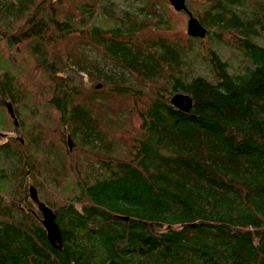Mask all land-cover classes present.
I'll return each mask as SVG.
<instances>
[{
	"label": "trees",
	"instance_id": "obj_1",
	"mask_svg": "<svg viewBox=\"0 0 264 264\" xmlns=\"http://www.w3.org/2000/svg\"><path fill=\"white\" fill-rule=\"evenodd\" d=\"M126 1L0 0V264H264V0Z\"/></svg>",
	"mask_w": 264,
	"mask_h": 264
},
{
	"label": "water",
	"instance_id": "obj_2",
	"mask_svg": "<svg viewBox=\"0 0 264 264\" xmlns=\"http://www.w3.org/2000/svg\"><path fill=\"white\" fill-rule=\"evenodd\" d=\"M186 0H169L170 4L175 10H184L189 14V20L187 23V31L190 36L204 38L206 36V29L199 23V21L188 11L186 7ZM171 103L178 109L184 112H190L193 107V99L189 95L176 94ZM12 116L14 113L10 110ZM17 124V121H15ZM69 146L71 143L69 142ZM30 197L35 203H37L39 211L42 215V223L47 231V238L50 244L58 249L62 248V234L58 224L56 223V216L53 210L47 206L44 202L40 201L38 193L35 187H30Z\"/></svg>",
	"mask_w": 264,
	"mask_h": 264
},
{
	"label": "bare ground",
	"instance_id": "obj_3",
	"mask_svg": "<svg viewBox=\"0 0 264 264\" xmlns=\"http://www.w3.org/2000/svg\"><path fill=\"white\" fill-rule=\"evenodd\" d=\"M12 6V5H11ZM10 8V7H9ZM11 10V9H10ZM13 15V14H12ZM11 22V21H10ZM80 24V23H79ZM6 25V24H5ZM10 31V30H9ZM2 33V32H1ZM91 34V33H90ZM111 35V34H110ZM93 37V36H92ZM3 38V37H2ZM91 40L93 39V38H90ZM95 39V38H94ZM95 41V40H94ZM91 42V41H90ZM95 42H98V41H95ZM81 43V42H80ZM86 43H88V42H86ZM85 43V44H86ZM92 43H94V42H92ZM34 47V46H33ZM52 47V46H51ZM77 48V47H76ZM95 48V47H94ZM228 48V47H227ZM71 51V50H70ZM83 51V50H82ZM220 51V50H219ZM44 52H45V50H44ZM58 52V51H57ZM75 52V51H74ZM81 52V51H80ZM216 52V51H215ZM43 53V52H42ZM52 53V52H51ZM60 53V52H59ZM72 53V52H71ZM83 53V52H82ZM86 53V52H85ZM15 54V53H14ZM37 54H38V52H37ZM61 54V53H60ZM78 54V53H77ZM96 54V53H95ZM104 54H106L105 52H104ZM219 54V53H218ZM43 55V54H42ZM67 55V54H66ZM76 55V54H75ZM101 55H102V53H101ZM39 56V55H38ZM68 56V55H67ZM109 56V55H108ZM219 56V55H218ZM222 56V55H221ZM59 57V56H58ZM61 57V56H60ZM71 57V56H70ZM73 57H74V55H73ZM83 57V56H82ZM224 57V56H223ZM36 58V57H35ZM34 58V59H35ZM52 58H53V56H52ZM64 58V57H63ZM67 58V57H66ZM77 58V57H76ZM79 58H81V57H79ZM104 58V57H103ZM19 59V58H18ZM82 59V58H81ZM86 59V58H85ZM25 60V59H24ZM36 60V59H35ZM40 60V59H39ZM54 60H56V59H54ZM76 60H78V59H76ZM80 60V59H79ZM96 60V59H95ZM226 60V59H225ZM93 61V60H92ZM40 62H43L42 60L40 61ZM52 62H54L53 60H52ZM82 62V61H81ZM89 62H91V61H89ZM108 62V61H107ZM112 62V61H111ZM45 63V62H44ZM56 63V62H55ZM88 63V62H87ZM93 63V62H92ZM109 63V62H108ZM122 63V62H121ZM123 64V63H122ZM58 65V64H57ZM94 65V64H93ZM55 66V65H54ZM81 66H82V64H81ZM86 66V65H85ZM84 66V67H85ZM71 67H72V65H71ZM76 67H77V65H76ZM79 67V66H78ZM97 67V66H96ZM95 67V68H96ZM55 68H57V67H55ZM88 68V67H87ZM100 68V67H99ZM115 68V67H114ZM58 69V68H57ZM69 69V68H68ZM61 70V69H60ZM104 70V69H103ZM55 71V70H54ZM130 70H128V72H129ZM151 71V70H150ZM192 71H193V69H192ZM203 71V70H202ZM112 72V71H111ZM114 72V71H113ZM122 72V71H121ZM189 72H190V70H189ZM204 72V71H203ZM77 73V72H76ZM115 73V72H114ZM117 73V72H116ZM123 73V72H122ZM150 73V72H149ZM53 74V73H52ZM88 74V73H87ZM148 74V73H147ZM194 74V73H193ZM200 74V73H199ZM80 75V74H79ZM89 75V74H88ZM144 75V74H143ZM143 75H141V77L143 76ZM203 75V74H202ZM59 76V75H58ZM192 76V75H191ZM209 76V75H208ZM131 77V76H130ZM203 77V76H202ZM145 78V77H144ZM209 78V77H208ZM94 79V78H93ZM126 79V78H125ZM124 79V80H125ZM133 79V78H132ZM190 79V78H189ZM96 80V79H95ZM102 80V79H101ZM67 81V80H66ZM100 81V80H99ZM135 82H136V80H135ZM81 83H83L82 81H81ZM104 83V82H103ZM210 83V82H209ZM171 84V83H170ZM139 85V84H138ZM210 85V84H209ZM47 86V85H46ZM164 86V85H163ZM213 86V85H212ZM49 88H50V86H49ZM137 88V87H136ZM149 88V87H148ZM75 89V88H74ZM78 89V88H77ZM132 89V88H131ZM172 89V88H171ZM134 90V89H133ZM158 90V89H157ZM63 91V90H62ZM131 91V90H130ZM160 91H162L161 89H160ZM160 91H158V92H160ZM174 91V90H173ZM185 91V90H184ZM65 92V91H64ZM63 92V93H64ZM69 92V91H68ZM99 92V91H98ZM144 92V91H143ZM147 92V91H146ZM165 92V90L164 91H162V93H164ZM171 92V91H170ZM186 92V91H185ZM58 94H60V92H58ZM99 94H102V93H99ZM155 94V93H154ZM168 94V93H167ZM185 94V93H184ZM94 95V94H93ZM164 95V94H163ZM169 95V94H168ZM63 96V95H62ZM101 96V95H100ZM151 96V95H150ZM104 97V96H103ZM148 97V96H147ZM64 99V98H63ZM82 99V98H81ZM94 99V98H93ZM100 99V98H99ZM151 99V98H150ZM101 100V99H100ZM60 101V100H59ZM95 101V100H94ZM148 101V100H147ZM167 101V100H166ZM142 103H143V101H141ZM150 102V101H149ZM166 103V102H165ZM83 104H85V103H83ZM90 104V103H89ZM92 104V103H91ZM145 104V103H144ZM147 104V103H146ZM82 105V104H81ZM86 105V104H85ZM149 106H150V104H148ZM83 106V105H82ZM93 106V105H92ZM75 107V106H74ZM73 107V108H74ZM97 107V106H96ZM99 107V106H98ZM97 107V108H98ZM72 108V109H73ZM193 108V107H192ZM83 110H84V108H82ZM85 109H87V108H85ZM90 109V108H89ZM70 110V109H69ZM86 111V110H85ZM89 111V110H88ZM95 111V110H94ZM97 112H98V110H97ZM87 113V112H86ZM99 113V112H98ZM31 114V113H30ZM93 114V113H92ZM52 115V114H51ZM62 115H63V113H62ZM88 115H90V114H88ZM99 115V114H98ZM17 116V115H16ZM45 116H47V115H45ZM65 116V115H64ZM104 117V116H103ZM75 118V117H74ZM81 119V118H80ZM79 119V120H80ZM83 119H85V118H83ZM131 119V118H130ZM68 120V119H67ZM94 120V119H93ZM11 121V120H10ZM81 121V120H80ZM19 122H21V121H19ZM73 122V121H72ZM124 123V122H123ZM68 124V123H67ZM83 124V123H82ZM109 124H112V123H109ZM63 125H64V123H63ZM84 125V124H83ZM88 125V124H87ZM118 125V124H117ZM116 125V126H117ZM81 126V125H80ZM105 126H106V124H105ZM111 126V125H110ZM120 126V125H119ZM131 126V125H130ZM97 127V126H96ZM115 127V126H114ZM13 128V127H12ZM118 128V127H117ZM121 128V127H120ZM69 129V128H68ZM74 129V128H73ZM81 129H84V128H82L81 127ZM88 129V128H87ZM86 129V130H87ZM106 129V128H105ZM111 129V128H110ZM66 130H67V128H66ZM89 130V129H88ZM106 130H108V129H106ZM112 131H113V129H111ZM139 130V129H138ZM61 131V130H60ZM65 131V130H64ZM105 131V130H104ZM111 131V132H112ZM135 131V130H134ZM87 132V131H86ZM91 132H93V130L91 129ZM108 132V131H107ZM106 132V133H107ZM71 133V132H70ZM69 133V134H70ZM82 133V132H81ZM85 133V132H84ZM94 133V132H93ZM102 134V133H101ZM134 134H135V132H134ZM143 134V133H142ZM73 135V134H72ZM82 135V134H81ZM96 135V134H95ZM94 135V136H95ZM98 135V134H97ZM140 135H141V132H140ZM130 136V135H129ZM128 136V137H129ZM79 137V136H78ZM81 137V136H80ZM86 137H87V135H86ZM135 137V136H134ZM97 138V137H96ZM95 138V139H96ZM10 139V138H9ZM76 140V139H75ZM100 140H101V138H100ZM99 140V142H101ZM106 140V139H105ZM134 140V139H133ZM84 141H86V140H84ZM111 141V140H110ZM139 141V140H138ZM83 142V141H82ZM114 142V141H113ZM36 143V142H35ZM52 143V142H51ZM104 143V142H103ZM102 143V144H103ZM111 143V142H110ZM115 143H116V141H115ZM77 144V143H76ZM9 145V144H8ZM108 145H109V143H108ZM53 146V145H52ZM65 146V145H64ZM82 146V145H81ZM89 146V145H88ZM92 146V145H91ZM102 146V145H101ZM104 146H105V144H104ZM103 146V147H104ZM125 146V145H124ZM131 146V145H130ZM46 147V146H45ZM113 147V146H112ZM115 147V146H114ZM99 148V147H98ZM52 149V148H51ZM67 149V148H66ZM90 149H92V148H90ZM119 149V148H118ZM133 149V148H132ZM99 149H97V151H98ZM111 150V149H110ZM114 149H112V151H113ZM135 151H136V149H135ZM118 152V151H117ZM91 153V152H90ZM94 153H95V151H94ZM108 153H109V151H108ZM116 153V152H115ZM135 153V152H134ZM102 154V153H101ZM93 155V154H92ZM102 156H103V154H102ZM111 157V156H110ZM114 157V156H113ZM86 158V157H85ZM104 158V157H103ZM110 159H112V158H110ZM87 160H88V158H87ZM113 160V159H112ZM85 161V160H84ZM102 163V162H101ZM111 163H113V162H111ZM118 163V162H117ZM109 165V164H108ZM111 165V164H110ZM102 167V166H101ZM105 168H109V167H106L105 166ZM99 169V168H98ZM103 169V168H102ZM110 169V168H109ZM97 172V171H96ZM98 173V172H97ZM100 174V173H99ZM101 175V174H100ZM102 175H103V173H102ZM24 204V203H23ZM15 206V205H14ZM17 213V212H16ZM16 215V214H15ZM21 215H23V213L21 214ZM12 216V215H11ZM15 217V216H14ZM18 218V217H17ZM27 219V218H26ZM18 220V219H17ZM23 220H24V218H23ZM23 222V221H22ZM21 222V223H22Z\"/></svg>",
	"mask_w": 264,
	"mask_h": 264
},
{
	"label": "rangeland",
	"instance_id": "obj_4",
	"mask_svg": "<svg viewBox=\"0 0 264 264\" xmlns=\"http://www.w3.org/2000/svg\"><path fill=\"white\" fill-rule=\"evenodd\" d=\"M117 1H119V4H120V6L122 7V8H126V7H128V8H130V9H135V7L136 6H138V4H140V2H138V1H126V0H117ZM129 3L130 4H132L133 3V6L131 7V6H129ZM100 23L103 25V26H108V25H110V21L109 20H101L100 21ZM218 50H220L219 52H220V54L222 55V56H224V58H231L232 56H233V53L231 52V50L229 49V48H227L226 46H220V45H218ZM234 63V62H233ZM236 67H237V65H235ZM239 68H241V66L239 67ZM6 138H7V134L6 133H2V141H4V140H6ZM31 186H34V185H32V184H29L28 183V189L31 187ZM28 193H29V190H28ZM31 199V198H30ZM33 202V201H32ZM34 203V202H33ZM36 204L34 203V207H35V209L33 210V211H35V212H37V211H39L38 210V208H36L37 207V205L35 206Z\"/></svg>",
	"mask_w": 264,
	"mask_h": 264
},
{
	"label": "flooded vegetation",
	"instance_id": "obj_5",
	"mask_svg": "<svg viewBox=\"0 0 264 264\" xmlns=\"http://www.w3.org/2000/svg\"><path fill=\"white\" fill-rule=\"evenodd\" d=\"M37 190V189H36Z\"/></svg>",
	"mask_w": 264,
	"mask_h": 264
}]
</instances>
